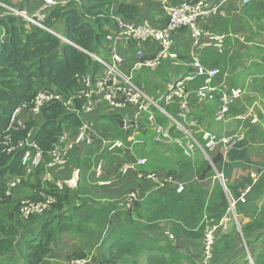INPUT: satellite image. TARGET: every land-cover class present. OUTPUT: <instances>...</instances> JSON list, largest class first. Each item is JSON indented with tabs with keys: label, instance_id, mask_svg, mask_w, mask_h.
Returning <instances> with one entry per match:
<instances>
[{
	"label": "trees",
	"instance_id": "1",
	"mask_svg": "<svg viewBox=\"0 0 264 264\" xmlns=\"http://www.w3.org/2000/svg\"><path fill=\"white\" fill-rule=\"evenodd\" d=\"M2 1L10 2V0ZM111 3V0H83L81 3L69 1L66 4L58 2L48 12L43 24L52 32L59 34L57 30L64 23L65 29L61 36L70 43L62 41L52 32L27 24L15 16H9L1 21L4 36L0 47V264H45L53 251V245L59 241L63 232L83 233L91 239L95 230L87 229L90 226L106 229V234L101 238L100 253L96 250L88 252L89 256L97 253L101 257L92 255L95 263L137 264L140 260H144L145 264H195L191 255L181 254L180 250H176L171 243L162 245L161 232L167 230L171 236H180L193 241L201 240L206 227L204 216L206 219L218 221L226 214L229 207L227 194L229 192H225L221 185H217L214 192L209 194L197 182H193L178 193L173 187L151 191L153 184L150 182L151 186L145 190V193H141L140 198L129 208L116 212L114 205L101 201L104 196H97L100 197V202L95 201V196L83 186L82 179L80 181L78 179V186L72 189L64 186L61 190L50 183L44 186L37 176L34 177L38 179L37 182L33 183L31 174L34 171L31 174L27 173L26 167L21 164L25 149H16V146L19 141L29 136L30 132L32 142L42 152L41 164L36 168L40 165L42 168L50 160L49 153L58 142L63 130H75L82 121L86 120V117L75 111H67L60 103L44 106L39 114L40 117L35 119L30 116L31 101L39 88L51 87L65 96L71 95L80 88L78 79L92 64L87 52H97L101 47ZM245 10L250 11L252 8L248 6ZM116 13L132 19L136 15V10L129 4L119 3ZM263 15L264 13L257 15V19ZM211 21L212 24L209 23L208 27H205L207 31L229 33L226 32L231 22L228 18ZM180 30L187 31L186 28ZM207 51L210 49L201 52L200 60L203 65L217 66L218 76L224 75L231 69L232 58L228 51L216 54L205 53ZM188 69L193 71L192 67ZM204 79L205 75L196 76L188 83L187 91L196 90ZM195 100L196 96L192 93L190 104L192 105ZM214 101L218 104V95ZM81 102V100L76 101L74 104L76 109H80ZM232 105L230 108L234 110L235 107ZM19 109L21 115L17 118L20 120L23 113H29L21 126H17L15 121H12L13 114ZM102 109L104 107L101 106L90 116L115 120L121 118L119 111L104 113ZM169 110L175 111L173 107ZM169 113L175 117L171 112ZM189 116L193 117L192 110ZM174 128L175 126H171V133ZM145 132L146 128L140 126V133ZM119 134L120 136L115 138L123 140L127 145L130 144L125 140V132L119 129ZM150 134L152 135L153 132L151 131ZM94 141L93 134L91 144H94ZM242 142L226 154L230 155L241 146ZM147 144V139H144L141 146ZM125 150L129 149L125 148ZM116 151L106 152L103 147L102 156L98 157ZM181 157H183L182 153ZM67 159L71 162L72 169L73 159L70 160L69 157ZM223 159L220 152L211 156L212 165L205 159L199 163L181 159L177 161L176 168H168L167 172L173 174L174 178H178L180 171L182 173L193 171L197 176L204 177L212 172V169L220 172ZM226 165L229 170L225 174V179L235 178L237 168H239L237 172L242 173L241 180L230 186L233 196L231 197L237 198H235V206L252 204L254 207L250 218L241 222L239 231L236 230L233 220H230L229 223H232L233 227L228 232L231 233L227 236V233L220 234L224 236L216 241L214 249L230 251L241 239L245 242L253 264H264V253H262L264 247L259 246L257 251L252 250L255 244L262 243L264 236V210L257 211L254 205L264 194V167L253 168L252 171L257 176H252L251 171L244 168L248 167L244 162L239 165L228 163ZM94 168L90 179L94 184H98L102 177L95 176ZM13 178L19 179V184L10 187L8 184ZM27 178L29 179L26 180ZM141 184L148 186L146 182ZM21 193L24 196L20 195ZM43 194L54 198L50 208L48 207L42 214L33 213L24 218L23 200L45 201ZM86 256L85 253H78L74 258Z\"/></svg>",
	"mask_w": 264,
	"mask_h": 264
},
{
	"label": "built area",
	"instance_id": "2",
	"mask_svg": "<svg viewBox=\"0 0 264 264\" xmlns=\"http://www.w3.org/2000/svg\"><path fill=\"white\" fill-rule=\"evenodd\" d=\"M68 0H40L38 6L32 12L25 9L14 8L6 5L0 0V12H3V17L15 16L21 18L27 24L38 26L44 30L52 32L47 28L43 21L47 18L48 12L58 3L65 4ZM243 3L249 4L255 0H241ZM220 3L216 0H194L185 2L181 6H173L167 3L166 0H161V9L164 15V25L160 28L151 24L149 20L134 22L116 14H107L114 22V32L107 36L110 59L104 60L101 57L87 52V54L103 69V73L97 79H91L89 74L83 73L78 79L80 88L69 96H65L56 91L54 88L43 87L39 88L36 95L31 101L30 115L32 117L39 116L44 106L50 103H60L67 111H75L76 113L86 117V120L70 133L69 130H63L59 136V140L55 143L52 151L49 153L50 160L45 164L47 168L63 167L67 163L68 152L75 144H91L93 141V122L87 119L90 114L100 109L99 104L105 103L104 109L107 111L124 112L128 107L131 109L129 115L121 117V128L125 132H138L141 126V118L151 125L152 140L160 144L174 142L180 150L184 158L193 159L200 152L205 160L212 165L211 156L217 152L226 154L236 148L239 143L244 140L243 134L240 132L217 135L210 130L201 131V137L204 141L202 145L190 132L191 127H195L196 123L189 118L191 112L190 98L193 93L196 100L207 101L213 100L218 95V107L214 115V120L223 122L228 117L230 105L240 97L241 89L231 87L229 90L221 84H216L215 78L219 73L217 66L207 67L201 63V52L210 49L216 53L224 51L225 39L227 33L209 32L199 22L215 18L219 13ZM163 18V19H164ZM181 28H186L190 38V62L189 67L193 68L189 74L179 76L173 85L170 86V92L163 99L167 104L169 101L176 100L178 107L176 119L169 112L160 106V99H154L146 94L140 86L133 81V75L136 71L142 69L156 68L164 61H169L172 65H179V54L177 49H174L173 34ZM54 34V32H52ZM62 41L70 43L66 38L58 35ZM154 42L155 48L151 55L146 54V46ZM138 44L135 49L132 60L128 61V55H122L119 48L128 47L130 44ZM205 75L204 82L198 86L193 92L187 91L188 83L196 76ZM92 96L96 99L93 100ZM81 100L80 109H76L74 104ZM101 105V104H100ZM153 109L160 110L174 124V130L183 133L188 140L173 137L170 128L156 124L153 115ZM247 113V112H245ZM245 113L238 117H243ZM21 114V109L13 114L12 121H15L17 126L22 125V121L17 117ZM30 134V133H29ZM143 138L131 137L129 145H141ZM121 139H114L104 144L106 152H114L119 149L127 148ZM17 148L25 149L21 157V164L26 167L27 173L32 172L42 161V152L32 142L30 136L19 141ZM10 151V150H9ZM146 164L145 158H138L134 161L123 162L119 166L121 175L129 172H135L136 181L138 183L151 182V191H160L163 188L174 187L176 192H181L185 189V182H178L173 176H168L165 180H159L154 173H148L140 170ZM101 161L94 168V174L100 178ZM222 174H217L221 178ZM79 179L78 170L75 169L64 183L68 188H75ZM107 181L100 179L99 186L107 185ZM19 184V179L13 178L8 184L14 187ZM174 184L175 186H172ZM61 187V185L59 184ZM223 189L226 190L222 183ZM10 194V191L8 192ZM136 190H131L127 193V201L134 202L138 200ZM42 196V194H41ZM45 201L23 200L22 215L24 218L30 214H42L54 202V198L50 195L43 194ZM229 209H232L235 200L228 196ZM132 205V203L130 204ZM130 205L128 207H130ZM50 208V207H49ZM206 227L202 236V257L201 264H208L209 259L214 250V245L220 234L228 233L230 220L237 221V217L233 209L230 215L226 213L218 221L206 219ZM240 230V229H239ZM243 241V240H242ZM247 251L245 242L243 241ZM250 264H253L249 252H246ZM66 264H100L92 260V256L83 258H70ZM106 264V263H104Z\"/></svg>",
	"mask_w": 264,
	"mask_h": 264
},
{
	"label": "crops",
	"instance_id": "3",
	"mask_svg": "<svg viewBox=\"0 0 264 264\" xmlns=\"http://www.w3.org/2000/svg\"><path fill=\"white\" fill-rule=\"evenodd\" d=\"M10 1L12 2V0ZM69 1L76 2V0H68L67 2ZM78 1L81 3L83 0H78ZM111 1L112 3L109 5L110 14H116L117 16L120 17V15L116 13L118 4L126 3L135 8L136 15L132 19H128V18H125V19L131 20L134 22H140L144 19L148 20L150 18L151 21H153L157 27L160 28L161 26L164 25L165 18L162 13V9H161V0H111ZM166 1L170 5L181 6L185 2H190L194 0H166ZM39 2L40 0H17L16 2L14 3L12 2V3L15 6H17V8H20V9L22 8L30 12L38 6ZM216 2L220 3V8H219L218 15L213 19L222 21V19L228 18L231 21L229 28L226 31V32H229L228 33L229 35H227L225 39L224 51L229 52V55L232 58V65L230 66L231 69L228 72H226L224 75L218 76L217 74L218 77L216 76L215 82L216 84H221L225 88L238 87L241 89L242 92H241L240 97L232 103L233 104L232 106H234L235 108L237 107V105H240L241 102H243V105H244V100L248 101L247 103L252 102L253 104V102L257 101V99L261 97L264 98V15L261 18L257 19V15H261L262 13H264V0H255V1L250 2L249 4L247 3L245 4L241 0H216ZM248 6L251 7L252 10L246 11L245 9H247ZM3 16H4L3 12H0V47L2 44L3 36H4V30L1 25V21H4L6 19ZM211 20L212 19H210V22H208V19H207L199 23L203 25V27L205 28V27H208L209 23L212 24ZM64 29H65V24L63 23L57 30L59 32L58 35L61 36ZM104 30H105V36L101 40V46L108 47V43L106 42L107 36L112 35V33L114 32V22L110 17H109L108 23L104 27ZM54 34L56 35L57 33H54ZM174 34L173 36H175L176 42H177L176 46L174 45V49H177V52L179 54V65L175 66V68L172 69L171 68L172 64L169 61H164L161 65L156 67L157 71L153 72L152 75L157 76V78L154 79V82L152 81L150 83L149 81V85L152 88L150 91L151 93L150 94L148 93L150 97H155V95L161 93V91L166 90V89L162 90V87H159V88L154 87L159 83L158 81L161 80L160 73L163 72L164 70L165 71L168 70L172 75H174L173 82L179 76H185L191 72L188 69L189 66L186 65L187 63L190 62L189 34L187 31H181V30L174 32ZM137 47H138V44L136 43L130 44L129 48L131 49V51L129 53H126L128 55L129 62L132 60L133 55L135 53L134 48H137ZM154 48H155L154 42L149 43L146 46V54L151 55L154 52ZM123 49H126L125 46H123ZM98 51L91 52V53L99 56ZM208 52H212L216 54L214 50H210L205 53H208ZM183 53H186L188 58H185ZM93 61H92L91 66L88 68V70L85 73L89 74L91 79L95 80L102 75L103 69L100 67L99 64ZM259 81H260L261 86L258 85ZM152 91H156V93L154 94ZM250 96H253V98H251ZM214 100L215 98L213 100L199 101V102L195 100V102H193L192 105L190 104L191 110L193 111L196 110V114L199 115L201 114L202 109L198 107L201 105H204L205 108L207 109L206 111L208 113H211L210 115L212 116L214 120L213 114L218 107L217 101H214ZM100 104H101L100 107L105 106V103H100ZM210 106H213V108L216 107L215 110L212 111V109H209ZM102 111L104 113L112 112V111H107L105 109H102ZM231 111H232V107L230 108L229 116L226 118L225 121L217 122L214 120L217 123V125L215 126L213 125L212 132H214L217 135H225V134H231L234 132L235 133L240 132V131H237V126L239 124V121L244 120L247 117H249L251 119V122L248 124V129L246 130V132L244 131L242 132L243 137H244L242 144L248 141L249 134L254 135L256 137L264 133V114L262 113L260 109L259 111L261 113L258 110H257L258 112L257 115H255V113H253L254 114L253 115L252 111H251V114H248L247 112L245 113L244 118L238 117L237 115L239 113L234 115L233 112ZM130 113H131V109L128 107L124 112L121 113V117L129 115ZM240 115H242V113ZM203 116H205V114H202L200 116L201 119H203ZM27 117L28 115L26 113H23L22 118L26 119ZM37 117H40V116H36L35 119ZM87 119H90L92 120V122H94L93 134H94L95 141H94V144H75L72 147V150L69 153L70 156L68 157L70 160L73 159L74 167L71 170L67 169V171H69L66 175L67 179L69 178V176L75 169H77L78 174H80L79 181L81 179L83 180L84 176H86L87 178H91L94 165L96 166L97 163L101 161L102 167H101L100 177H102L101 179L110 182V184L104 185V186H98V187L101 188V191H103V189L105 190L109 189L112 193L115 194L116 192L122 191L124 186H127L129 184L140 185L136 181L135 172H129L124 175H121L119 173L120 164H122L123 162H127V161H134L138 158L146 159V164L139 169L144 172L156 174L159 180H165L168 176H173V174H169L168 172L157 171V170L152 169L149 164V158L144 155L137 154V151H138L137 148L139 147L144 148V147L149 146V144H147L146 146H135V145L128 144L129 150H125L124 148V149L116 151L115 153L105 154L104 157L99 158L98 156H102V148L104 144L108 141L117 139L115 138L116 136H120L119 129L122 130L121 123H120L121 118L119 119L117 118L115 120V119H111L108 117L98 118L93 115V116L88 117ZM140 122H141V126L146 128V132L140 133V130L138 132H125L122 130L123 132L126 133L125 134L126 142H128L131 137L145 139V137L150 135L151 139L150 138L147 139L148 143L151 142V143L156 144L152 140V135L150 134L151 133L150 125L148 124V122L146 123L144 116L141 118ZM233 130H236V131H233ZM33 131L34 130H32V133ZM73 131L74 129H69L70 133H73ZM200 133L201 131L198 132V134ZM29 136L31 138L32 136L31 132ZM228 154L226 155L229 156ZM222 156L224 158V154H222ZM147 159H148V163H147ZM181 159L182 158L179 157L178 160H175L174 165L176 166L177 161ZM230 163L232 165L240 164L236 160ZM57 168H60V167H56L52 169V173L56 176H58L55 171V169ZM163 170H166V169H163ZM237 170H239V168H237L235 171L236 177L235 178L230 177V179H232L233 186L239 180H241L242 173L237 172ZM251 174H253L252 171H251ZM175 180L178 182H184L183 180H179L178 178H175ZM146 183H148V186H144L142 184L144 189L140 190L141 193H145V190H147L151 186L150 182L147 181ZM172 186H175V185L172 184ZM131 190H135V189H129L125 193V195H127V193L130 192ZM23 193H21L20 195H23ZM95 194L101 196V194H99L98 192H95ZM138 195L140 196L139 193ZM248 216H251V215L248 214ZM249 218L250 217H247L243 221H246ZM242 219H243V216H242ZM231 227H232V223L229 224V230ZM229 233H231V231H229L226 234V236ZM222 236L224 235H220L217 238V240H219ZM161 237H163L161 241L162 245L171 243L176 250L178 251L180 250L181 254L183 253L185 256L187 254L191 255L193 262L195 264H201L202 239L193 241L187 238H182L180 236H175V235L171 236V234H169L167 230H163L161 232ZM101 250L102 249L100 248V251ZM242 250L243 249L241 248L240 244H236V246L230 251H222L220 250V248L216 250L215 248L212 252V255L209 259L208 264H249V263H246L247 261L246 257L240 256L242 253ZM239 258L242 259L241 262H239ZM47 262H48V258L45 264H50ZM137 264H145V261L140 260Z\"/></svg>",
	"mask_w": 264,
	"mask_h": 264
},
{
	"label": "rangeland",
	"instance_id": "4",
	"mask_svg": "<svg viewBox=\"0 0 264 264\" xmlns=\"http://www.w3.org/2000/svg\"><path fill=\"white\" fill-rule=\"evenodd\" d=\"M16 1L17 0H12L13 3ZM2 2H4L8 6L17 8V6H15L11 1L8 3L5 1H2ZM32 11H34V9ZM32 11H30V12H32ZM148 20L151 24L155 25L154 22L151 21L150 18ZM175 34H177V33H175ZM176 44H177L176 38H175V36H173V45L176 46ZM125 48L126 49L119 48V51L122 55H125L126 53H129L131 51L130 48H128V47H125ZM98 52H99V56L102 59L107 60V61L110 59V53H109L108 47L101 46ZM183 55L185 58H188L186 53H183ZM92 61H93V59H92ZM93 62H95V61H93ZM171 68L174 69L175 66L172 65ZM156 71H157V68L138 70L133 75V81L138 86H140L141 89L146 94H148V93L150 94L151 93L150 91L152 88L149 85V81H150V83L152 81L154 82V79L157 78V76L152 75L153 72H156ZM167 71L164 70L163 72L160 73L161 80H159L158 81L159 83L156 86H154L157 88L162 87V90H164V89H166V90L161 91V93L155 95V97H153V98L154 99L161 98L159 101L160 106L162 108H164L165 110L171 112L175 117H177L180 120V118L178 116H176V112H178L176 100L175 101L171 100L166 104L164 99H163V97L170 92V84L173 82V79H174V75H172L169 71L168 72ZM174 82L171 85H173ZM258 83H259L258 85L261 86L260 81ZM152 92L154 94L156 93V91H152ZM250 97L253 98V96H250ZM247 102L248 101L244 100V105H243V102H241L240 105H237V107L234 110H232L233 114L239 113L237 115V116H239L241 113H245V112H248V114H251V111H252V114L255 113V115H257L258 114L257 110L259 111V109L264 114V98L263 97L257 99V101L253 102V104H252V102L251 103H247ZM172 107L175 110L174 112L169 110V108H172ZM198 108L202 109L201 114L197 115L196 110L195 111L192 110L193 111V117L189 116V118L193 119L196 123L195 127H191L190 132L198 140V142H200L203 145L204 141L202 140L201 133L198 134V132L205 131V130L212 131L213 125L215 126V125H217V123L213 120L212 116L210 115L211 113H208L206 111L207 109L205 108L204 105H201ZM215 108L216 107L213 108V106L209 107V109H212V111H214ZM234 111H236V112H234ZM26 114L28 115L29 113H26ZM202 114H205V116H203V119H201V117H200ZM153 115H154L156 124L161 125L163 127L167 126L169 128H171V126H174L173 122L168 117H166L160 110L153 109ZM22 120H24V118H22ZM250 122H251V119L249 117H247L244 120H240L239 124L237 126V131H240L241 133L243 131L246 132V130L248 129V124ZM150 130H151V125H150ZM233 131H236V130H233ZM172 136L182 138L184 141L188 140V137H186L183 133L176 131V130H174L172 132ZM148 138L151 139V136L148 135L147 137H145V139H148ZM148 144H149V146H147V147L137 148V150H138L137 154L138 155H144V156L148 157L149 158V164H150L151 168L154 170L167 172V169L170 167H171V169L176 168V166L174 165L175 160H178L179 157L182 158V160H190V159H186V158L181 157V152H180L179 148L176 146V144H174V142H169V143H164V144H157V143L154 144V143L149 142ZM139 146H141V145H139ZM235 150L229 156H227L226 154L224 155V159L221 161V166H220L221 170H220V172H218V174L219 173L222 174L221 178H218L217 173H215V171L217 169L216 170L214 169L215 171L212 169V172L204 175V177H199L196 174H194V172L193 173L192 172L182 173L180 171V173L178 172V175L181 178L178 176V179L183 180L186 183V185L191 184L193 182H197L201 187L206 189L209 194L214 192V188L217 187V185H219V186L221 185V187L223 188V186H222V182H223L225 187H226V190H224V189L223 190L225 192H229V193H227L228 196H232V192L230 189V186H233L232 179H230L229 177H228V180L225 179V174L229 170V167L226 164L227 163L231 164L230 162H234V160L238 161L240 164L244 162L245 164H248V167H244V168L249 169L250 171L254 170L253 168L264 167V133H262V135H259L256 137L254 135L249 134L248 141L243 143L241 146H239ZM198 153L199 154H197L193 159H191V161H193L195 163H199V162L203 161V158L200 155L201 153L200 152H198ZM147 163H148V159H147ZM40 167H41V165L38 168H35L33 170L34 172L32 171L33 173L30 172V174L32 173L31 178L33 180V183L37 182L38 179H34V177L37 176V177H40L39 179H41V182L44 184V186L47 185L46 183H50L51 185H56L61 190L64 188V186H66L64 183H66V180H67L66 175L69 172V171H67V169L70 170L72 167L71 162H69L68 159H67V163L65 166L55 169V171L59 177L52 173V169H47L44 166L42 168H40ZM161 168L166 169V170H163ZM240 168H243V167H240ZM252 173H253V174H251L252 176H257L253 171H252ZM42 178H43V180H42ZM28 179L29 178H27L26 180H28ZM225 181H226V183H225ZM81 182L84 184L83 186H85L86 189L89 190L95 196V199H94L95 201L100 202V200H99L100 197H97L99 195L95 194V192H98L99 194H101V196L105 197L101 201L109 203L111 205H114L116 212H120L119 210H125L126 208H129L128 206L131 203H133V201L130 202V201H127V199H126L125 193L129 189L137 190V192L140 195H141L140 190L144 189V187L140 183H139L140 185L129 184L127 186H124L122 191L116 192L114 194L109 189L108 190L103 189V191H101V188L98 187L99 185L94 184L92 182V180L90 178H87L86 176L83 177V180ZM59 184L61 185V187L59 186ZM78 184H79V182H78ZM78 184H77V186H78ZM108 184H110V182H108L107 185ZM227 185L229 186V189H228ZM235 198L236 197H234V200H236ZM257 202H258L257 204H254L255 207L257 208L256 210L257 211H259V209L264 210V194L259 199H257ZM253 207L254 206L252 204L241 205V206H237V205L235 206V204H234V207L232 209L237 216V221L233 220V222L236 225L237 231H239V229H240L241 222L244 219H246L247 217H250V216H248V214L252 215ZM228 209H229V207H228ZM228 209H227L226 213L229 216L232 209H230V210H228ZM242 216H243V219H242ZM115 222H116V224H119L117 221H115ZM232 227H233V224H232ZM87 229H94L95 230V233L93 234L91 239H88L86 235H84L83 233H80V232H79L80 234H77V233L71 234L68 232H63L60 235L59 241L53 245V251L49 256L47 263H50V264H66L68 258H74L75 255L78 253H85L87 255L86 257H88L89 256L88 252L91 250H96L97 252L100 253L101 238L106 234L105 233L106 229L94 228L93 226L87 227ZM228 230H229V228H228ZM261 242L262 243L255 244L252 247V250L257 251L259 249V246L264 247V236H263V239L261 240ZM238 244H240L241 248L243 249L240 256L246 257V259H247L246 263L250 264L249 259L247 258L248 256L246 254L247 251L244 249L245 247H243L244 246L243 241L241 239H239ZM262 253H264V249H263ZM92 255H96L99 258H101L96 253H93L90 256H92ZM150 255H151V253H150ZM241 260L242 259L239 258V262H241Z\"/></svg>",
	"mask_w": 264,
	"mask_h": 264
},
{
	"label": "clouds",
	"instance_id": "5",
	"mask_svg": "<svg viewBox=\"0 0 264 264\" xmlns=\"http://www.w3.org/2000/svg\"><path fill=\"white\" fill-rule=\"evenodd\" d=\"M57 1V0H56ZM76 2H79L78 0H76ZM66 3H68V2H66ZM65 3V4H66ZM55 33V32H54ZM56 36L58 37V34H56ZM60 36V35H59ZM62 37V36H61ZM184 158V157H183ZM204 159V158H203ZM191 160V159H190ZM217 174H218V172H216ZM220 174V173H219ZM223 183V182H222ZM224 184V183H223ZM186 186V185H185ZM174 188V187H173ZM139 198H140V196H139Z\"/></svg>",
	"mask_w": 264,
	"mask_h": 264
},
{
	"label": "water",
	"instance_id": "6",
	"mask_svg": "<svg viewBox=\"0 0 264 264\" xmlns=\"http://www.w3.org/2000/svg\"><path fill=\"white\" fill-rule=\"evenodd\" d=\"M92 99H93V100H95V99H96V97H95V96H92Z\"/></svg>",
	"mask_w": 264,
	"mask_h": 264
}]
</instances>
